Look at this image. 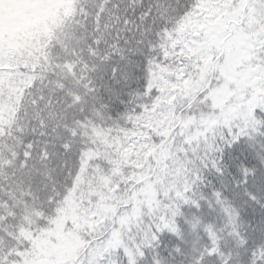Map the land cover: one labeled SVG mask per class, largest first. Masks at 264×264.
Listing matches in <instances>:
<instances>
[{"label":"snow or ice","instance_id":"1","mask_svg":"<svg viewBox=\"0 0 264 264\" xmlns=\"http://www.w3.org/2000/svg\"><path fill=\"white\" fill-rule=\"evenodd\" d=\"M81 93L0 141V264H264V0H80ZM54 98L49 103H58Z\"/></svg>","mask_w":264,"mask_h":264},{"label":"trees","instance_id":"2","mask_svg":"<svg viewBox=\"0 0 264 264\" xmlns=\"http://www.w3.org/2000/svg\"><path fill=\"white\" fill-rule=\"evenodd\" d=\"M79 2L63 0L62 5L48 8V3L36 9L28 2L21 17L0 14V129L13 125L25 92L40 78L34 75L36 69L43 68L41 75L51 72L53 43L60 49L61 63L56 65L58 70L51 83L45 85V100L40 102L37 118L42 116L49 125L57 123L62 106L81 93L72 68L79 60L78 49L84 40L71 31ZM54 98L59 102L50 104ZM13 151H19L18 138L9 136L0 141V162Z\"/></svg>","mask_w":264,"mask_h":264},{"label":"rangeland","instance_id":"3","mask_svg":"<svg viewBox=\"0 0 264 264\" xmlns=\"http://www.w3.org/2000/svg\"><path fill=\"white\" fill-rule=\"evenodd\" d=\"M62 1L63 0H0V14L11 17H21L26 12L25 4L28 2L36 9L48 3H50L48 8L56 4L62 5Z\"/></svg>","mask_w":264,"mask_h":264}]
</instances>
